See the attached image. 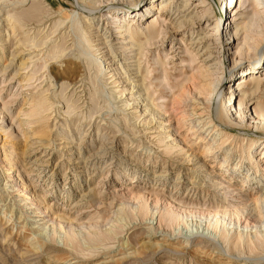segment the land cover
<instances>
[{"label":"rangeland","instance_id":"obj_1","mask_svg":"<svg viewBox=\"0 0 264 264\" xmlns=\"http://www.w3.org/2000/svg\"><path fill=\"white\" fill-rule=\"evenodd\" d=\"M32 1L41 8L34 16ZM138 1L0 0V264H264V117L256 118L264 108L263 0H238L222 14L219 0ZM118 10L143 35L158 18L156 44L140 48L129 32L118 35L109 19ZM8 11L26 20L43 12L42 21L21 34ZM24 37L43 44L22 51L36 55L17 74L10 53ZM63 39L72 48L51 58ZM69 58L81 61L79 81L63 97L56 83L55 97L46 89ZM117 65L123 78L111 73ZM246 74H260L262 84L241 102L234 82ZM193 83L220 134L191 129L197 115L179 94ZM32 96L48 98L37 117L25 115ZM145 99L157 112L150 124Z\"/></svg>","mask_w":264,"mask_h":264},{"label":"bare ground","instance_id":"obj_2","mask_svg":"<svg viewBox=\"0 0 264 264\" xmlns=\"http://www.w3.org/2000/svg\"><path fill=\"white\" fill-rule=\"evenodd\" d=\"M23 1H25V0H23ZM141 1H143V0H139L137 3H136V5L138 6L139 5V3L141 2ZM180 1H183V0H180ZM237 1L238 0H219L218 1V4L219 5H221L220 6V8H221V11L219 12V14H222L224 11H225V13H227V10H228V7H229V5H230V7L232 6V4L234 3V7L233 8H235L236 7V4H237ZM35 2L34 1H32V3H31V15L32 16H34V12L33 11H36V10H40L41 8H39V7H34L35 6V4H34ZM114 3V2H113ZM263 3H264V0H263ZM119 5V7L121 6V7H123V10H125L126 11V13H129V8L128 7H130V6H125L123 3H121V4H118ZM152 5H154L153 3H152ZM187 4L185 3L183 6H186ZM40 6V5H39ZM41 7V6H40ZM229 7V8H230ZM117 8L118 7H116V8H114L115 10H117ZM125 8V9H124ZM152 8H154V6H152ZM151 8V9H152ZM97 10V9H96ZM232 10V9H231ZM115 13H117V15H114V16H110L109 17V19H111V18H113V21L115 22V27L118 29V35H120V36H122V34L124 33V32H129V34H130V38L134 41H138L139 43H141V45H140V48H142V44H145V45H147V46H149V47H151V46H154L155 44H156V41H154V40H156V38L158 37V34H157V29H156V25H157V23L159 22L158 21V18H156V19H154V20H152L151 22H149L148 24H147V29H148V35H143V33H138V32H133L132 30H133V24L131 23L130 24V20H128V19H126V16H120L123 12H122V10L120 11V10H118V11H115ZM8 14H9V17L10 18H8V21H12V25H11V29H12V31H19L21 34H27V32L29 31V30H26L25 29V27L30 23V22H33L32 24H37V23H40L41 21H42V19H41V17H42V14H43V12H41V13H38V14H36L35 15V17H32L33 19H30V20H26V18L25 17H23V15L24 14H15V13H11L10 11H8ZM28 14H30V13H28ZM239 14V12H236V14H234V16H236V15H238ZM125 15V14H124ZM153 17V16H152ZM187 17V16H186ZM221 17V16H220ZM196 18V17H195ZM185 19V18H184ZM108 20V19H107ZM206 20H208L207 18H205V19H200V18H196V20H195V22L197 23H199V22H205ZM112 21V22H113ZM185 21V20H184ZM188 21V20H187ZM209 21V20H208ZM194 22H192L191 24H193ZM75 24V23H74ZM114 24V23H113ZM58 25V24H57ZM56 25V26H57ZM182 25H185V24H182ZM229 25H231V27H232V24H231V22H229ZM217 26V25H216ZM218 27V26H217ZM89 28V27H88ZM91 28V27H90ZM216 28V27H215ZM89 30V29H88ZM215 30H217V29H215ZM223 30H227V29H224V25H223V27H222V31ZM221 31V32H222ZM220 32V31H219ZM245 32H246V29H245ZM18 34V33H17ZM238 34V33H237ZM246 34H247V32H246ZM230 35V34H229ZM235 35H236V33H235ZM66 36V35H65ZM99 36H101V35H99ZM206 36V35H205ZM105 37V36H104ZM207 37V36H206ZM206 37H204L203 36V39H206ZM66 38V37H65ZM101 39H104V38H101ZM220 39V38H219ZM20 41H19V45H20V47L14 52V51H12L10 54H11V59L12 60H10L12 63H14V62H17V61H14V60H16L15 58L16 57H18V59H19V64H18V69H17V74H19L20 73V71L21 70H24V69H26L27 67H28V63H29V59L30 58H33L35 55H36V53H35V55L34 56H32V57H30V55H31V53L32 52H29L28 54H22V51L24 52L25 51V48L27 47L28 49H32V48H36V47H39V46H41L42 44H43V42H34V44H33V42H31L32 43V45L31 46H29L28 45V43L27 42H29L28 41V39H27V37H24V38H21V39H19ZM62 41V40H61ZM76 41H77V43L79 44V46L81 47L80 49L79 48H77V49H79V50H81L82 51V54H87V49H86V45H84V43H87V47L88 46H90V40L88 39V37L85 35V34H82L81 32L79 33V36H77V38H76ZM203 41V40H202ZM209 41V40H208ZM219 42L218 43H220V40H218ZM233 41H234V39H233ZM105 43V42H104ZM222 44H227V42H221ZM230 43V42H229ZM14 44V43H13ZM12 44V45H13ZM97 44V43H96ZM100 44V43H99ZM135 44V43H134ZM217 44V43H216ZM18 45V46H19ZM98 45V44H97ZM144 45V46H145ZM73 46V45H72ZM72 46H69V45H66V42L64 41V39H63V43L61 44V45H56V46H54V47H52V49H51V58H55V59H59V58H61V57H63L64 56V54H65V52L68 50V49H70V48H72ZM78 46V47H79ZM104 46H105V44H104ZM108 46V45H107ZM110 46V45H109ZM106 47V46H105ZM111 47V46H110ZM205 47V46H204ZM101 48V47H100ZM218 49H221L220 47H217ZM106 49V48H105ZM110 49V48H109ZM144 49V48H143ZM149 49V48H148ZM151 49V48H150ZM208 49H209V47H208ZM113 50V49H112ZM114 52V51H113ZM101 53H102V51H101ZM110 53V52H109ZM15 54V55H14ZM17 54V55H16ZM111 54V53H110ZM109 54V55H110ZM113 54V53H112ZM104 55V54H103ZM102 55V56H103ZM108 55V56H109ZM111 56V55H110ZM49 57V56H48ZM105 57H106V55H105ZM100 58V57H99ZM113 58H115V57H112V60H113ZM50 59V58H49ZM51 60H53V59H51ZM111 59H110V61H112ZM94 61H96V60H94ZM104 61V60H103ZM114 61V60H113ZM106 62V61H105ZM65 65L64 66H62V67H59L58 68V71H57V73L55 74V77H54V80H52L53 81V83L52 84H50V85H48V88L46 89V91H52L51 93H52V95L53 96H55L56 97V95L57 94H55V91H54V88H55V86H56V83H58V82H61L60 83V95L63 97L64 95H65V91L69 88V86L70 85H75L78 81H79V74H78V72H77V69L81 66V61H76L75 59H73V58H69V59H67V60H65ZM85 63H87V61H85ZM114 63V62H113ZM96 64H97V62H96ZM104 64V63H103ZM103 64H102V66H103ZM108 64V63H107ZM119 64V63H118ZM97 65H99V64H97ZM111 65V64H110ZM118 66V68L120 69H118V68H116ZM116 67H114V68H112L113 70H111V73H113V75H116V74H119V75H121V77L123 78V74H125L124 73V71H122V70H125V69H123L124 67L123 66H121V68L119 67V65H117ZM108 67H112V65L111 66H108ZM252 67H254L253 65L251 66V68ZM130 68V67H129ZM250 68V69H251ZM100 69H101V67L99 66L98 67V70L100 71ZM140 69V67H138V70ZM89 70V69H88ZM117 70H119L118 72H116ZM246 70V69H245ZM245 70H243V71H245ZM25 71V70H24ZM110 71V70H109ZM116 73H115V72ZM242 71V72H243ZM97 72V71H96ZM127 72V71H126ZM98 73V72H97ZM35 74H37V71H34L33 73H31V75L29 76V79L31 78H33L34 77V75ZM72 75V77H73V81H68L69 80V78H68V76L67 75ZM128 74V73H127ZM50 75H52V74H50ZM130 76V75H129ZM260 74H256V75H244V76H242V77H239L237 80H236V82H234V83H237V86H236V88L234 87V89L233 90H236V91H238L239 90V92H243L241 95L243 96V98H239V100L241 101V102H243V101H245L247 98H249L248 100H250V99H252V98H254V97H257V95L260 93V89H261V79H260ZM53 77V76H52ZM50 78V77H49ZM128 78L129 77H127L126 78V80H125V82H127V80H128ZM94 81V80H93ZM119 82V81H118ZM122 85V84H121ZM250 85H252V87H251V90L250 91H244V89H248L249 88V86ZM193 87H191V85L189 86V87H187V90L186 89H182V91H181V93L179 94L180 96H179V99L183 102V106L186 108V111H187V113L189 114V116H194V115H197L196 117H197V121H198V126H199V128L198 129H196L198 126L197 125H194L193 127H191V129L193 130V132H197V131H200V133H204V132H209V134L212 132V131H215V133H216V135L217 134H220V132H221V130H219V129H216V126L218 125H213L212 123H213V115H210L211 113H210V111L208 112V113H205V110H203L204 109V107L205 108H207V109H210L211 108V102L208 104L207 102H205L199 95L200 94H203L202 93V91H199V93L197 94H195V93H192V88H194V90H195V88L196 87H198V86H196V83H193V85H192ZM264 86V85H263ZM136 87V85H134L133 83H132V86L129 88L130 90H133L134 88ZM77 88V87H76ZM200 88V87H199ZM197 89V88H196ZM209 89V88H208ZM126 90H128V88H123V90H122V94H125V91ZM195 92V91H194ZM189 94V95H191V96H189L188 97V95H186V94ZM209 93V92H208ZM73 94H75V92H73L72 93V95ZM211 94V93H210ZM141 96V94H139L135 99L137 100V98H139ZM71 97V96H70ZM208 97V96H207ZM238 97V96H237ZM140 99V98H139ZM229 99H231V100H233L234 98H233V96H231ZM41 100H48V98L47 97H43L42 99H38V98H36V96H32L30 99H29V103H30V110H29V112H27L25 115L28 117H37L38 116V114H39V110H38V107L40 106V104H41ZM79 100H80V98H79ZM145 102V107H143V109H142V113L144 114V113H148V116H150V120H149V122H148V124H150V122H152V120H154L155 118H156V116H157V112H155L156 110H151V109H149V103L146 101V99L144 100ZM138 102H140L139 100H138ZM230 103H232V102H229V106H230ZM234 103H235V100H234ZM201 105H204V107H201ZM67 108H69V105L67 106ZM222 108L223 107H221L220 106V108L219 109H217L216 108V114L217 115H220L221 117H222ZM235 110V112L237 111V109L235 108L234 109ZM148 111V112H147ZM212 111V110H211ZM260 112H258L257 113V116H256V118H263L264 117V108H260V110H259ZM25 112V111H24ZM255 112H256V108H255ZM227 115V117L229 116L228 114H226ZM225 115V116H226ZM188 117V116H187ZM205 117L206 118H208L209 120H208V122H205L204 123V126L203 125H200V123L205 119ZM207 120V119H206ZM200 121V122H199ZM0 122H1V120H0ZM161 123V122H160ZM230 125V124H229ZM240 125V124H239ZM241 127V126H240ZM227 129H231V130H237V127H233V126H228L227 127ZM41 130L39 129V128H37V129H35V132H40ZM173 131H171V137H170V139H172L174 136H173ZM176 137V136H175ZM36 139V138H35ZM38 142H39V140H38ZM172 142H174V141H172ZM171 145H173V147H176L177 145L176 144H171ZM172 147V146H171ZM170 149H172V148H167V150L169 151ZM250 154H249V159H250V156H251V154H252V151H250L249 152ZM190 155V157H194V156H196V154H194V151H192V152H190L189 153ZM80 155V154H79ZM229 155L227 154V153H225V155H224V160L228 157ZM252 158V157H251ZM190 160L192 161L193 159L192 158H190ZM202 161V160H201ZM250 161V160H249ZM259 162H261L262 164H264V158H259V160H258ZM200 161H198L197 163H199ZM256 162V161H255ZM201 166V165H200ZM237 170H239V167H236V168H234L233 170H229L228 168H226V170H225V172H224V175H232L233 173H236L237 172ZM246 170V169H245ZM249 171H250V169H248L247 168V172H246V176L248 177V175H249ZM134 179V178H133ZM246 182V180H244L243 181V183H245ZM264 192H263V194L261 193V199H258L257 200V203L259 202V201H261V202H263L264 203ZM45 208H47V206H45ZM45 214V213H44ZM153 215L155 214V212H153L152 213ZM184 214V213H183ZM217 214H218V212H215L213 215L214 216H217ZM42 215V214H41ZM46 216V215H45ZM167 216H168V219H169V222H173L174 220H175V218H176V216H174L173 215V213L172 212H168V214H167ZM41 217V216H40ZM44 219V217L43 218H40V220H43ZM263 220H264V217L262 218ZM50 221H52V222H54V220L53 219H51ZM263 222V221H262ZM215 225V227L218 225V221H215V223H214ZM249 226H246L245 227V229H247ZM45 229V228H44ZM47 230V229H46ZM248 230V229H247ZM245 231V234H250V233H252L251 231H249V233H248V231ZM259 231V230H258ZM110 232H112V231H109V233ZM264 232V231H263ZM38 233V232H37ZM108 233V232H107ZM204 233V232H203ZM257 233H259V232H257ZM39 234V233H38ZM41 234V233H40ZM205 234V233H204ZM206 236V235H205ZM256 237V236H255ZM44 239V238H43ZM70 243V242H69ZM38 244V243H37ZM159 244V243H158ZM254 245V244H253ZM162 246V245H161ZM186 251V250H185ZM77 260V259H76ZM15 262V261H14Z\"/></svg>","mask_w":264,"mask_h":264}]
</instances>
